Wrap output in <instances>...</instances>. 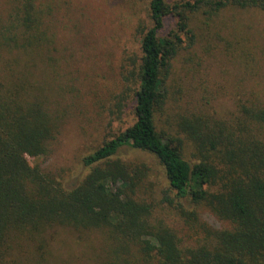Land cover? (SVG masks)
<instances>
[{"label":"trees","instance_id":"16d2710c","mask_svg":"<svg viewBox=\"0 0 264 264\" xmlns=\"http://www.w3.org/2000/svg\"><path fill=\"white\" fill-rule=\"evenodd\" d=\"M228 8L264 12V0L150 1L153 26L141 40L140 61L133 58L124 72L112 110L120 117L133 93L135 120L84 157L91 170L72 189L28 161L51 152L57 127L43 87L32 96L27 82L0 84V258L10 240H46L56 228L71 227L102 231L116 253L113 264H264V105L242 96L232 99L229 113H211L193 109L189 95L173 117L165 108L173 62L196 44L191 15L202 11L208 38L224 31L216 19ZM169 15L176 27L161 36ZM37 42L29 38L28 46ZM160 115L168 130L159 131ZM128 147L157 158L170 190L161 202L179 211L196 239L186 242L154 218L156 205L139 196L150 168L121 158ZM205 214L229 227L212 226Z\"/></svg>","mask_w":264,"mask_h":264},{"label":"rangeland","instance_id":"374dc122","mask_svg":"<svg viewBox=\"0 0 264 264\" xmlns=\"http://www.w3.org/2000/svg\"><path fill=\"white\" fill-rule=\"evenodd\" d=\"M150 1L0 0V84L7 89L27 82L32 96L43 87L57 127L51 152L28 161L64 188L78 186L90 172L85 156L135 120L133 93L120 117L112 110L124 87V72L133 58L140 61L141 40L153 26ZM182 1L194 0H167L168 4ZM228 9L216 19L222 20L224 31L217 28V34L208 38L202 11L191 15L196 44L181 49L173 62L165 106L168 116L173 117L177 103L186 104L190 96L196 100L193 109L219 114L234 110L232 99L242 96L264 105V12ZM176 22L169 15L159 34L166 36ZM224 37L231 44H223ZM29 38L39 39L38 44L28 46ZM168 124L166 116L158 117L159 131L168 130ZM119 154L133 165L145 163L150 168L139 196L156 205L154 218L176 230L182 240L196 239L197 231L188 229L179 211L161 202L170 190L157 158L129 147ZM201 217L216 228L229 227L215 216ZM110 245L98 229L78 232L60 227L46 240H10L0 263L113 264L116 253Z\"/></svg>","mask_w":264,"mask_h":264}]
</instances>
